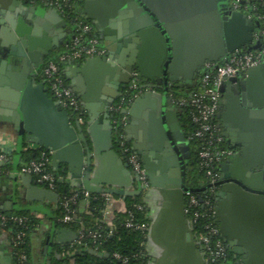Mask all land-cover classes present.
Wrapping results in <instances>:
<instances>
[{
	"label": "water",
	"instance_id": "95a60500",
	"mask_svg": "<svg viewBox=\"0 0 264 264\" xmlns=\"http://www.w3.org/2000/svg\"><path fill=\"white\" fill-rule=\"evenodd\" d=\"M11 1L24 7L28 3V0ZM37 6L41 5H31L28 9L35 11ZM44 8L66 24L65 17L55 7L45 4ZM82 14L96 27L107 48L105 55L86 58L83 67L95 61L123 65L125 70L117 81L123 87L130 82L132 72L137 71L143 90L121 109L127 115L125 138H130L133 132L137 141L132 148L146 169L149 185L153 184L154 175L159 174L169 180L181 200L180 214L187 231L184 242L176 241V233L171 232L168 236L174 242L173 248H168L170 253L152 257L149 251L151 258L147 264H207L205 251L185 211L180 156L184 159L191 156L190 140L181 118L182 107L169 93L173 91L172 82L191 86L207 63L220 61L237 49L259 47L258 13L234 8L228 0H84ZM110 36L123 39L125 46L130 47L128 63L113 55ZM117 46V52L121 53V44ZM69 62L80 64L76 60ZM38 88L44 90L42 84ZM72 89L80 95L78 88L72 86ZM221 90L217 126L227 144L237 147L239 152L221 164V178L226 181L222 183L214 215L224 242L235 257L242 256V264H264V171H253L255 166L264 168V62L248 68L240 77L224 81ZM42 95L58 109L62 108L55 98L44 92ZM25 96L20 87L1 88L0 118H10L17 128L22 122L26 126ZM113 102L110 96L107 104ZM80 103L85 107L81 98ZM62 113L70 121L66 112ZM105 116L107 126L112 129L113 114ZM82 123L75 121L79 138L86 142ZM85 146L89 150L86 143ZM87 157L82 180L85 189L131 195L142 192L143 188L134 191L98 188L90 179L89 151ZM134 173L140 180L135 170ZM25 174L33 176L31 173L21 176ZM146 189L149 191V186ZM150 231L148 226L147 249ZM76 238L77 233L67 241ZM91 252L97 253L94 249ZM46 264H51L49 255Z\"/></svg>",
	"mask_w": 264,
	"mask_h": 264
},
{
	"label": "crops",
	"instance_id": "0c3cea01",
	"mask_svg": "<svg viewBox=\"0 0 264 264\" xmlns=\"http://www.w3.org/2000/svg\"><path fill=\"white\" fill-rule=\"evenodd\" d=\"M31 5L41 6L30 11L28 7ZM44 5L42 2L28 0L24 7L11 0H0V89L20 87L26 93L24 106L28 113L26 126L22 122L19 128L10 118H0V152L7 155L6 160L11 165L9 172L0 176V210L9 212L21 206L31 210L35 216V224L28 234L34 264H46L54 243L68 244L70 242L67 240L77 232L68 226L59 225V192L39 183L34 176H21L18 171V165L28 158L25 154L28 148H47L51 170L64 175L75 190H87L82 180L86 175L88 151L91 159L90 179L98 188L129 191L142 189L121 144L122 141L129 142L132 147L137 140L133 132L130 138H125L127 115L124 113L123 126L118 136L116 110L112 107L120 102L129 84L123 87L117 83L125 70L123 65L95 61L83 67L84 60L79 65L68 62L62 70L67 83L78 88L80 95L76 94L85 103L82 129L86 142L78 136L75 124L77 118L63 107L58 109L42 95L44 92L54 98L45 82L39 79L42 65L49 53L57 51L73 38L70 22L66 19L63 25L57 15L48 14ZM95 32H98L96 27ZM109 38L113 55L128 63L130 47L125 46L123 39ZM118 44L122 46L121 53L117 52ZM39 84L43 86L42 92L38 88ZM121 91L122 95L119 94ZM110 96L114 99L112 105L107 104ZM63 111L71 122L63 115ZM105 114H113L110 118L112 129L106 124ZM152 160L156 162L157 158L152 157ZM169 184L167 178L156 174L153 184L149 185V191L144 188L137 194L142 196L147 209L148 226L151 228L148 249L147 240L144 242L148 258H151L149 251L152 257H164L170 253L168 248L174 242L168 236L171 232L176 233L175 239L178 242H184L187 232L180 214L181 200ZM91 193L109 194L104 209V219L109 225L113 224L118 215L126 212L127 198L136 196L106 191ZM90 200L84 195L78 197L76 210L79 215L91 211ZM0 264H17L12 235L7 229H0Z\"/></svg>",
	"mask_w": 264,
	"mask_h": 264
},
{
	"label": "built area",
	"instance_id": "2783aa9c",
	"mask_svg": "<svg viewBox=\"0 0 264 264\" xmlns=\"http://www.w3.org/2000/svg\"><path fill=\"white\" fill-rule=\"evenodd\" d=\"M35 2V0H29ZM42 3L55 7L61 15L64 16L66 9L72 6V0H40ZM234 8H241L248 13L257 12L259 19L258 29L260 33L256 40L260 43L259 47H252L246 50L237 49L234 52L223 57L220 61L207 63L201 72L200 83L201 87L192 92L191 96L175 100L181 107H192L193 120L197 126L193 132V136L203 140L200 146L199 155L202 164L206 167V174L209 176L210 182L207 187V192L213 196L219 190L220 183V166L228 158L233 156V148L230 147L224 136L221 134L220 128L217 126V113L219 108V99L222 94L221 86L224 81L240 77L242 72L248 68L264 62V26L261 25L264 20V13H260L255 4L251 0H232ZM65 17V16H64ZM73 20V38L70 40L67 49L58 53L56 59L49 60L43 67V75L48 80V89L52 96L59 104L69 110L77 120L83 122L81 112L83 111L79 97L72 87L65 81L63 71L59 64L61 62L78 61L80 58H88L95 55H105L107 48L95 33L93 24L75 16ZM137 71L132 72V78L129 82V88L137 87ZM142 91V90H141ZM140 91V92H141ZM139 92V93H140ZM125 94V93H124ZM122 96L117 105L112 106L114 110L122 109L127 100ZM137 95V94H136ZM134 97V96H133ZM132 97V98H133ZM132 100V99H131ZM189 138V136H188ZM124 151L127 152V160L133 170L140 177L141 187L147 188L149 180L146 169L136 151L131 147V151L126 147L124 141L121 142ZM7 155L0 152V162L4 161ZM48 157L45 152L40 158L32 159L25 163L21 170L22 173H31L39 183L46 185L50 189H56V181L59 180L58 175L47 167ZM219 184V185H218ZM84 195L88 198L102 197L105 200L109 199L108 193L93 194L88 190H74L69 196H64L62 204L64 215L62 221L65 223L71 222L76 218V202L79 196ZM185 211L191 220L192 224L200 223V231L196 232L202 249L205 251L207 264H227L228 254L230 251L226 242H224L219 230L218 222L214 215V201L210 198H205L200 194H194L191 191H185ZM138 208L141 205L137 204ZM199 206L203 209H199ZM210 216L213 219H210ZM204 218V220H203ZM208 218V220H207ZM206 219V220H205ZM9 220L18 222L22 225L13 236L12 242L14 253L17 259V264H30L27 252L24 249L18 250L16 246L25 242V236L30 229L26 218L22 216H11L0 212V225H5ZM126 227L148 230V224L137 221L132 213H128L124 217ZM112 231H109L111 233ZM89 235L95 243L98 237L96 231H90ZM84 233L77 232V238L70 244L81 242ZM96 250V248H95ZM116 257H120L119 253H114ZM124 261L127 258L124 257ZM237 264H242L241 261Z\"/></svg>",
	"mask_w": 264,
	"mask_h": 264
},
{
	"label": "trees",
	"instance_id": "16d2710c",
	"mask_svg": "<svg viewBox=\"0 0 264 264\" xmlns=\"http://www.w3.org/2000/svg\"><path fill=\"white\" fill-rule=\"evenodd\" d=\"M228 1L232 5V0ZM35 2L41 1L35 0ZM251 2L255 4L256 9L260 13H264V0H251ZM82 5L83 0H72V6L66 9L64 16L70 22L72 27L74 25L72 18H74L75 16L85 20L86 22L91 23V21L82 14ZM261 25L264 26V20L262 21ZM68 43L66 45H63L57 51L49 53L45 60V63L41 67L39 79L44 81L47 86L49 82L43 75V67L49 60L56 59L58 53L62 52L63 50H66V46L68 45ZM84 60L85 58L78 59V61ZM67 63L68 62H61L59 64L62 70ZM63 76L65 78L64 74ZM200 77H198L194 81V83L189 87L183 85L179 81L172 82L173 91L169 94H171V96L175 98V100H179L184 97H189V94L191 92L201 87ZM141 83L142 81L137 79V87L129 88L127 86L125 88L124 98L127 100L126 105L131 102L133 96L143 90L140 86ZM192 111L193 109L190 106L182 107L181 118L185 122V128L190 140L189 145L191 151V156L189 158L184 159L180 156L183 172L182 185L185 191H191L196 195L200 194L205 198H210L212 201H215L214 197L207 192V187L209 185L210 179L209 176H207L206 174V167L202 164L201 157L199 155L200 146L202 145L203 140L193 136V132L197 124L193 120ZM81 115L83 118H85L84 111L81 112ZM123 116L124 114L121 112V109L115 112L118 136L123 126ZM125 145L129 148L130 151L132 150L129 142H125ZM44 152L48 157L47 167L51 169L49 150L45 147H39L28 148V150L25 152V154L28 155V158L18 165V171H20L21 167L30 160L40 158ZM125 154H127V152H125ZM6 159L4 160V163L0 165V176L9 172V170L11 169L10 161ZM58 177L59 180L56 181V190L60 194L59 206L57 208L59 225L68 226L78 233L82 232L84 233V237L81 242H76L73 244L54 243L53 251L51 252L50 256L51 264H147L149 258L144 244L147 230L129 228L126 227L124 224V217L128 213H132L137 221L145 222L148 224V218L146 216L147 209L144 205L141 195L128 197L126 212L120 216L118 215L113 224L111 225H109L104 219V209L107 203L106 200L102 197H92L90 200L91 211L89 213L79 215L78 212H76V218L71 222L65 223L62 221V217L65 213L62 201L64 196L71 195L74 192L75 188L70 185L69 181L64 175H58ZM218 183H220V179ZM137 204L141 205V208H138ZM199 209L203 210L200 206ZM0 212L6 213L11 216L13 215L25 217L30 229L33 227L36 221V218L31 213V210H27L21 206H17V208L9 212H4L1 210ZM210 219H213V217L210 216ZM193 226L194 231L199 233L201 224L195 222ZM21 228V224H19L18 222H13L12 220H9L3 226L0 225V229L9 230L12 236ZM30 229L28 230L25 236V242L18 244L16 248L18 250L24 249L28 254L30 264H34L32 262L31 249L28 240V234ZM90 231H96L98 233V237L95 243L93 242V238L89 235ZM109 231L112 232L109 233ZM95 248L97 253H92L91 250H95ZM114 253H119L121 256L116 257ZM124 257L127 258V261H124ZM236 259L237 257H234V254L232 252H229V263L227 264H235Z\"/></svg>",
	"mask_w": 264,
	"mask_h": 264
},
{
	"label": "flooded vegetation",
	"instance_id": "af4514ba",
	"mask_svg": "<svg viewBox=\"0 0 264 264\" xmlns=\"http://www.w3.org/2000/svg\"><path fill=\"white\" fill-rule=\"evenodd\" d=\"M65 19H66V18H65ZM219 128H220V127H219ZM232 148H233V152H234L233 155L236 154L237 152H239V150H238L237 147H232ZM232 157H233V156H232ZM232 157H230V158H232ZM230 158H228L227 160H229ZM227 160H226V161H227ZM253 171H254V172L264 171V168H260V167H258V166H255V167L253 168ZM221 176H222V171H221V166H220V187H219V190L215 193V195H213V197H214V199H215L214 204H216L217 201H218V199H219V192L221 191L222 183H223L224 181H226L225 179L223 180V179L221 178ZM228 180H231V179H228ZM234 257H235V256H234ZM236 257H237V259H236V261H235V264H237V262L241 261L242 256H241V255H237Z\"/></svg>",
	"mask_w": 264,
	"mask_h": 264
}]
</instances>
